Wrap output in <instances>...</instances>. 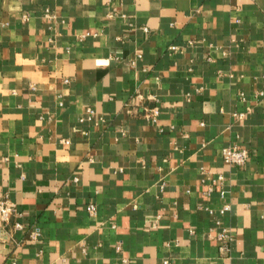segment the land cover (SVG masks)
Returning a JSON list of instances; mask_svg holds the SVG:
<instances>
[{
    "label": "crops",
    "instance_id": "crops-1",
    "mask_svg": "<svg viewBox=\"0 0 264 264\" xmlns=\"http://www.w3.org/2000/svg\"><path fill=\"white\" fill-rule=\"evenodd\" d=\"M3 196L0 264H264V0H0Z\"/></svg>",
    "mask_w": 264,
    "mask_h": 264
},
{
    "label": "built area",
    "instance_id": "built-area-1",
    "mask_svg": "<svg viewBox=\"0 0 264 264\" xmlns=\"http://www.w3.org/2000/svg\"><path fill=\"white\" fill-rule=\"evenodd\" d=\"M157 114H158V108L157 106H152L147 108L143 115L151 120L156 121L157 120ZM238 117H242L244 112H236L234 113ZM222 157L223 159L228 162L231 165L241 167L245 165V163L249 159V151L246 147L238 145L237 142H231L227 145H224L221 149ZM229 209L228 205H224L219 212L224 213ZM86 210L89 213L95 212V205L92 203H89L86 205ZM209 212H211L209 210ZM17 213L16 206L14 203L10 201V199L6 196H3L0 198V234H2L6 226L8 225L10 219L15 216ZM21 223L15 222L14 228H20ZM218 230L215 233V238L219 241V251L223 255H228L230 252V241H231V235L225 226L221 225L220 223H217ZM38 229H36L32 234L37 235ZM161 264H172L171 260L168 258H164L161 261Z\"/></svg>",
    "mask_w": 264,
    "mask_h": 264
}]
</instances>
